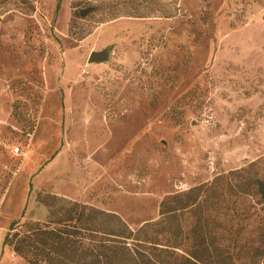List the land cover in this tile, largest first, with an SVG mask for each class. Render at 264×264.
Returning <instances> with one entry per match:
<instances>
[{
	"label": "rangeland",
	"instance_id": "obj_1",
	"mask_svg": "<svg viewBox=\"0 0 264 264\" xmlns=\"http://www.w3.org/2000/svg\"><path fill=\"white\" fill-rule=\"evenodd\" d=\"M80 2L0 0V264H32L17 244L73 260L82 203L137 228L218 173L264 181V0H163L176 15L108 21ZM239 200L218 245L264 264L259 184Z\"/></svg>",
	"mask_w": 264,
	"mask_h": 264
},
{
	"label": "trees",
	"instance_id": "obj_2",
	"mask_svg": "<svg viewBox=\"0 0 264 264\" xmlns=\"http://www.w3.org/2000/svg\"><path fill=\"white\" fill-rule=\"evenodd\" d=\"M90 1L81 0L80 4L94 6L90 13L104 11L107 21L177 14V7L166 8L163 0H155L152 5L144 0ZM256 183L258 178L240 168L218 173L211 180L166 195L160 203L159 218L137 228L116 211L82 203L75 224L84 240L73 260L62 257L57 244L55 252H47L41 260L23 244L15 245V250L32 264H231L233 253H224L218 245L219 238L229 236H220L218 231L221 227L233 230L226 223L234 221L242 207L239 199ZM7 238L9 232L5 241Z\"/></svg>",
	"mask_w": 264,
	"mask_h": 264
},
{
	"label": "water",
	"instance_id": "obj_3",
	"mask_svg": "<svg viewBox=\"0 0 264 264\" xmlns=\"http://www.w3.org/2000/svg\"><path fill=\"white\" fill-rule=\"evenodd\" d=\"M93 10H94V6H89V7L80 9V12H81V15L85 17L89 15V13L92 12ZM113 47L114 46L110 44L103 49L92 50L88 58L89 62L100 63V62H105L109 60ZM258 184H259V191L261 192L262 197L264 198V181L258 179Z\"/></svg>",
	"mask_w": 264,
	"mask_h": 264
},
{
	"label": "built area",
	"instance_id": "obj_4",
	"mask_svg": "<svg viewBox=\"0 0 264 264\" xmlns=\"http://www.w3.org/2000/svg\"><path fill=\"white\" fill-rule=\"evenodd\" d=\"M17 150H19V147H17Z\"/></svg>",
	"mask_w": 264,
	"mask_h": 264
}]
</instances>
